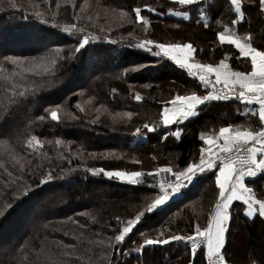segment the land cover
Instances as JSON below:
<instances>
[{
  "label": "trees",
  "instance_id": "trees-1",
  "mask_svg": "<svg viewBox=\"0 0 264 264\" xmlns=\"http://www.w3.org/2000/svg\"><path fill=\"white\" fill-rule=\"evenodd\" d=\"M19 1L20 6L16 5ZM19 1L8 5L0 0V163L4 165L0 168V264H206L204 249L203 254L201 250L191 254L190 248L176 241L149 246L144 240L194 234L196 224L205 227L220 200L217 168L197 174L181 190L183 198L178 202L148 213L147 205L159 194L158 187H153L160 182L156 170L171 167L173 172L182 171L199 158L206 148L201 130L209 122L221 120L223 126L235 127L249 121L259 131L258 107L211 101L200 108L196 119L163 125V110L176 95L206 92L186 69L153 53L159 51L156 43H191L207 64L225 61L232 70H249L239 50L221 42L219 35L224 32L249 39L252 46L264 50L261 0H241L242 20L229 0H207L194 4V9L180 8L170 0H124L122 10L128 16L112 25L109 33L99 29L101 19L88 20L73 4L63 12L61 8L69 6L67 0H30L28 5ZM136 8L142 9L148 25L137 22ZM82 21L85 30L98 38L90 37L77 52L82 35L59 27ZM251 27L254 42L246 32ZM186 36L195 41L181 39ZM149 39L154 42L147 46L152 52L137 46ZM60 47L64 50L58 53ZM46 54H55V66L42 78L25 71L31 66L20 67L8 59ZM87 92L105 108L102 114L78 111L81 94ZM137 94L140 101L135 99ZM59 105L72 116L60 114L59 121L47 117ZM146 123L156 127L148 131ZM177 130L180 138L172 135ZM32 136L40 145L29 149L27 141ZM17 160L24 164L23 169ZM102 168L141 171V183L133 186L108 179L99 171ZM49 172L53 179L41 182ZM248 186L264 199V173ZM244 210L241 202L231 206L222 254L229 264H235L232 256L243 260L241 253L229 250L232 228L241 223L249 249H258L255 262L264 264V220L251 218ZM141 212L145 214L132 232L117 242L115 236L127 221Z\"/></svg>",
  "mask_w": 264,
  "mask_h": 264
},
{
  "label": "snow or ice",
  "instance_id": "snow-or-ice-1",
  "mask_svg": "<svg viewBox=\"0 0 264 264\" xmlns=\"http://www.w3.org/2000/svg\"><path fill=\"white\" fill-rule=\"evenodd\" d=\"M179 5H193L197 3V0H177ZM230 3L235 7L237 14L243 15L241 11V0H230ZM261 8L264 9V0H261ZM148 7L149 11H155V9ZM141 8L134 10L135 16L143 22L144 25L149 24V20L141 15ZM174 15H186V13L176 12ZM75 27V25H73ZM68 31V29H65ZM221 42H227L229 45H234L239 53L243 57L250 56L251 70L244 71H230L227 63L221 61L218 66H213L208 63H193L190 62V57L195 51L191 43L186 44H165L163 42L156 43L155 47L159 49L153 53V55L160 57L163 56L170 58L182 69H187L188 74L191 76H197L202 85L207 89L211 87L212 91L207 92L204 95H197L196 92H192L190 95H176L171 100L172 107L164 108L162 115L163 125H171L173 123H179L180 121L187 120L189 117H193L198 114V105H203L206 102L211 101H228L232 98L245 101L246 104L255 102L259 105L258 119L261 127L259 131H235L233 132L230 127H221L219 129L218 136L213 138L209 136L206 140L202 135L201 140H205L208 148L203 149V153H208L207 157L201 154L198 163H193L187 166L185 170L173 172L171 167L158 168L156 174L160 172L171 173L176 179L174 182L167 180H161L158 185L159 194L155 196L151 203H149L145 209V212L151 213L157 210L160 206L166 205V202L172 196V193L178 192L184 187L183 181H192L197 172L203 173L206 170L217 168L216 161H219L218 174L215 176V183L219 188L220 200L215 204V210L211 214V219L207 222L205 227H201L196 224L193 228L194 234L189 235H172L167 239H145L144 244L153 246L159 244H168L171 241L176 242H190L191 254H197V249L201 248V245L206 246L207 264H224V255L221 250L225 246V233L228 230L227 222L230 220L229 208L233 201H242L247 205L248 216H253L257 210L255 206H258V212L260 217H264V199H259L253 192L252 188L245 185V177H255L258 172H264V50H258L253 47L252 44L242 42L239 36L232 34H225L221 32L219 35ZM89 43L88 37L83 38V42L80 43L78 52L81 48ZM154 42L152 40H145L139 44L138 47L144 48L149 52H152V48L147 47ZM12 64H16L23 67L27 62L31 67L26 68L25 71H33L36 76H41L50 71L55 66V60H51L46 63L45 57L39 58H19L11 57ZM42 69V71H37ZM196 70V71H194ZM214 74V80L211 78ZM221 85L220 89L216 86ZM137 101H140L142 97L137 94L135 96ZM256 112H252V115H256ZM129 116L131 113L128 114ZM52 120H57V111H51ZM40 120L44 117L40 116ZM95 122V121H93ZM156 127L155 124H144V128L148 131H153ZM138 133L140 129L136 130ZM173 137L180 138L181 132H172ZM222 139L223 143L219 144L218 140ZM59 144L60 141H57ZM36 145H40V140L36 136H32L27 141V147L29 149L34 148ZM212 146H215L217 151L213 152ZM221 153L226 155H221ZM258 155L261 157L258 159ZM214 157V158H213ZM13 159H16L13 157ZM20 159H23L22 157ZM20 164L21 169L24 168V164L20 163V160L16 161ZM30 163V162H29ZM4 167L0 163V168ZM7 171V169H5ZM105 173L108 177H116L121 180H128L132 184L141 183L140 177L143 175L141 171H107L102 168L99 170ZM152 173H149L151 175ZM9 176H12L11 172H8ZM53 179L51 172L44 176L43 181L47 182ZM145 212H141L135 217V219L128 220L123 226L121 232L115 236L117 242H123L125 240V234L131 233L133 226L141 220ZM89 215L88 213H83ZM3 215V213H0ZM95 221V217H90ZM119 219V217H117ZM76 223V221H74ZM83 227V225H81ZM66 235L68 233H65ZM164 235L163 232L160 233ZM71 247V245H69ZM139 252L140 249H137ZM203 254V249H201Z\"/></svg>",
  "mask_w": 264,
  "mask_h": 264
},
{
  "label": "rangeland",
  "instance_id": "rangeland-1",
  "mask_svg": "<svg viewBox=\"0 0 264 264\" xmlns=\"http://www.w3.org/2000/svg\"><path fill=\"white\" fill-rule=\"evenodd\" d=\"M4 1L8 5H10L13 2H16V1H19V0H4ZM23 1H25V3L27 5H28V3H30L29 2L30 0H23ZM58 1L60 3V0H58ZM170 1L173 2V3L176 2L178 4L177 0H170ZM20 3H22V2L19 1V3L16 4V5L20 6ZM67 3L69 4V6L67 5V6H63V8H61L63 10V12L66 11L65 8L70 7V5L73 4L76 7V11L78 10L77 13L80 12L88 20L90 19V17L91 18L98 19V21H99V19H101L100 24H99L98 27H100L99 28L100 30H102V31L105 30L107 33H109V31L111 30L112 25H117L118 23L121 22V20L123 18H126L128 16V13L126 11L122 10V9H124L123 8L124 3H125L124 0H109V2L106 3V4H102L99 0H67ZM193 5H180V8H182V7H189V8H193L194 9V6ZM32 6H34V5L32 4ZM25 14L28 15V12L26 11ZM169 14L170 15H173L172 12H169ZM23 18H26V17L23 16ZM137 22L138 23H141L142 21L137 18ZM85 25H86V23L82 21V22H80V24L75 25V27H73V25H72V26H65V27H59V28H61V29H63V28L64 29H68L67 32L73 33V34L76 33V32H79V35L81 34L82 35V38L89 36V38H88L89 41L92 40L90 37H92L94 39L95 38H98L97 35H95V34H93L91 32H87L85 30ZM75 29H77L78 31H75ZM197 37H200V36H197ZM100 38L108 39L109 40V37L100 36ZM181 39L182 40H187V39L193 40L195 38H192V36H186L185 38H181ZM111 40L113 41V39H111ZM142 41H144V40H142ZM193 41H195V40H193ZM141 43H143V42H141ZM168 44H172V43H168ZM184 44H186V43H184ZM200 45L203 46L202 44H200ZM147 46H149V45H147ZM201 46H199V47H201ZM142 49H144V48H142ZM194 49H195V47H194ZM63 50H64V47H60V48H57L56 49V51L58 53H60ZM144 50H146V49H144ZM198 50L202 51L201 49H198ZM54 55L55 54H49V55L46 54V55H43V56H40V57H45L46 58V63H47V62H50L51 60L54 59L53 58ZM161 55L163 56V53H161ZM23 58L24 57H22V59ZM27 58L31 59L30 57H27ZM166 58H168V57H166ZM190 61H192L194 63H205L206 62V60L202 56V53H199L198 52V55H197L196 49L192 53V55L190 57ZM205 64H207V63H205ZM24 65L31 66L29 63L28 64H24ZM37 71H42V69L37 70ZM46 74L41 75V76H36L35 74L34 75L36 77H38V78H42ZM93 97H94V95L91 92L84 93L83 95L81 94V102L78 105V111H81V112H84V113H88L89 112L90 114H93V115L102 114L105 111V108L103 106H101L102 105L101 103H100V105L99 104H96ZM60 106L61 105L54 106L55 109H52V110H56L57 111L58 119L56 121H59V115L60 114H64L65 116H68V117H71L72 116L68 108H65V109L62 110V108ZM168 107H166V108H168ZM52 110L51 109L49 110L50 112H49V114H48L47 117L51 118V111ZM165 126H169V125H165ZM105 172H107V171H105ZM161 173L162 172H160L159 175ZM103 174L108 179L112 178V179H116V180H121V179L116 178L114 176L113 177H108L105 173H103ZM167 179H168V177H167ZM168 180H170V179H168ZM121 181L129 182L128 180H121ZM170 181L174 182L173 180H170ZM187 182L186 181H183L184 185ZM253 192H254V190H253ZM256 197H257V195H256ZM41 205H42V203H41ZM86 205L88 206L89 204H86ZM244 208H245L244 213H246V215H247L248 207L246 205H244ZM256 216L258 218L260 217L258 211L256 213L254 212V215L253 216H249V217L255 218ZM261 220H264V217H261ZM226 233H225V235H226ZM128 234H125V235H128ZM225 238H226V236H225ZM229 239H230L229 250L232 253L233 252H237V253L239 252V253H241V255H242L241 258L243 259V260H238L235 256L234 257L232 256V257H230L231 261H233L235 264H258L257 262H255V259H254V256H255V254H257L256 252L258 251V249H256L255 251L253 249H251V248L249 249V246H248V243H247V236H246L245 228H244V226L241 223L236 224V226H234V228H232V232H231V235H230ZM199 250H201V249H198V251ZM222 252H223V250H222ZM50 254L51 253H49V255ZM50 258H52V257L50 256ZM157 259H158V257H157ZM240 261H243V262L241 263ZM206 262H207V259H206ZM227 264H229V263H227Z\"/></svg>",
  "mask_w": 264,
  "mask_h": 264
},
{
  "label": "crops",
  "instance_id": "crops-1",
  "mask_svg": "<svg viewBox=\"0 0 264 264\" xmlns=\"http://www.w3.org/2000/svg\"><path fill=\"white\" fill-rule=\"evenodd\" d=\"M204 1H207V0H197V3H201V2H204ZM230 1V0H229ZM233 6V5H232ZM233 8H234V10H235V7L233 6ZM241 11H242V13H243V10H242V6H241ZM235 14L237 15V17L239 18V20H242L243 18H244V14L243 15H240V14H237L236 13V11H235ZM252 29H253V27H251L250 29H248L246 32H247V35L250 37V40H251V42H254L255 41V39L253 38L254 37V35H252ZM242 40V42H246V43H249V39L248 40H244V39H241ZM225 43H227L226 41H225ZM254 47V46H253ZM258 50H260V49H258ZM243 57V56H242ZM245 60H246V63H247V65H248V67L250 68L249 70H244V72H248V71H250L251 70V64H250V56L249 57H243ZM190 62H192V61H190ZM224 63H227V62H225V61H223ZM194 63V62H193ZM221 63V62H220ZM219 63V64H220ZM219 64H217V65H213V66H218ZM228 64V66H229V70L230 71H235V70H232L231 69V66H230V64L229 63H227ZM187 70V69H186ZM194 71H196V70H194ZM212 76H214V74L212 75ZM197 95H204L203 93H196ZM207 103V102H206ZM205 103V104H206ZM205 104H203V105H198V107H197V111H198V114L197 115H195V116H193V117H189L187 120H183V121H180L179 123H173V124H171V125H174V124H182V123H185L186 121H188V120H192V119H196L198 116H199V114H200V108L201 107H203ZM254 105H256L257 107H258V109H259V105L258 104H256V103H254ZM172 107V105H170L168 108H171ZM258 113V112H257ZM232 122H236L235 121V119L234 118H231L230 119ZM171 125H169V126H171ZM224 124H223V122L221 121V120H218V122L217 123H214V122H209V123H207L206 125H205V127L201 130V134L202 135H206L208 132H210V131H212V130H219L221 127H230L231 128V130L233 131V132H235V131H248V130H251V131H254L252 128H251V124H249V121H244V122H242V123H240V124H236V126L234 127V126H232V125H229V126H223ZM235 125V124H234ZM178 131V130H177ZM218 133L219 132H217L215 135H210L211 137H213V138H215V137H217L218 136ZM209 137V136H208ZM208 137H206L205 138V140L208 138ZM204 140V141H205ZM218 143L219 144H222L223 143V140L222 139H220V140H218ZM205 144H206V142H205ZM209 147V145H207L206 144V148H208ZM203 149H205V148H202V150ZM212 150H213V152H216L217 151V149H216V147L215 146H212ZM201 154H204L206 157H207V155H208V153H203V151H202V153ZM214 158V157H213ZM258 159H260L261 157L258 155V157H257ZM199 162V158H197V159H195L191 164H193V163H198ZM217 162V161H216ZM190 164V165H191ZM218 168H219V165H217V169H216V172H217V174H218ZM186 169V168H185ZM185 169H183V170H185ZM182 170V171H183ZM211 170H213V169H211ZM207 171H210V170H206L205 172H207ZM178 172V171H177ZM205 172H203V173H205ZM165 173V172H164ZM262 173H264V172H258L257 173V175L255 176V177H245V185L247 186V187H249L248 186V182L249 181H252L253 179H255L258 175H260V174H262ZM166 174V176L168 177V179H170V180H173V181H175V177L171 174V173H165ZM197 174H201L200 172H197ZM196 174V175H197ZM196 175L193 177V179H192V181H194V179L196 178ZM187 182V181H186ZM251 188V187H250ZM235 202H241V203H243L242 201H233L232 202V205L235 203ZM231 205V206H232ZM245 205V204H244ZM231 206H230V208H231ZM247 206V205H246ZM230 208H229V211H230ZM255 208L257 209L256 211H255V213L258 211V206H255ZM228 223H229V221L227 222V225H228ZM226 236V235H225ZM224 249V248H223ZM222 249V250H223ZM222 250H221V252H222ZM204 254H205V257H206V259H207V255H206V247H205V249H204Z\"/></svg>",
  "mask_w": 264,
  "mask_h": 264
},
{
  "label": "built area",
  "instance_id": "built-area-1",
  "mask_svg": "<svg viewBox=\"0 0 264 264\" xmlns=\"http://www.w3.org/2000/svg\"><path fill=\"white\" fill-rule=\"evenodd\" d=\"M190 76H191V75H190ZM191 77H192L195 81H197V82L199 83V85L202 87V89H203L206 93L209 92V91H212L211 87H209V88L206 89V88L202 85V83L199 81L198 75H197V76H191ZM211 78L214 80V76H212ZM221 87H222L221 85H217V86H216L217 89H220ZM228 101L245 102V101H242V100H237V99H235V98H232V99H230V100H228ZM253 103H255V102H253ZM221 155H226V154L221 153ZM216 163H220V162L217 161ZM161 180H167V181H169V182H172V181H170V180L167 179V176H166L164 173H161V174H160V181H161ZM130 184L133 185V186H137V184H132V183H130ZM187 186H188V182L184 185V187H183L182 189L186 188ZM182 189H180L178 192L182 193V191H181ZM178 243L184 245L185 247L190 248V242H178ZM205 247H206L205 245H201V248H198V249H204ZM198 249H197V251H198ZM224 264H227L226 261H225V259H224Z\"/></svg>",
  "mask_w": 264,
  "mask_h": 264
},
{
  "label": "water",
  "instance_id": "water-1",
  "mask_svg": "<svg viewBox=\"0 0 264 264\" xmlns=\"http://www.w3.org/2000/svg\"><path fill=\"white\" fill-rule=\"evenodd\" d=\"M183 198V195L180 192H175L172 193L171 198L169 199V201L166 202V205L164 206H160L156 211H162L165 208L171 206L172 204L178 202L179 200H181Z\"/></svg>",
  "mask_w": 264,
  "mask_h": 264
}]
</instances>
